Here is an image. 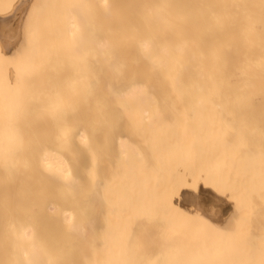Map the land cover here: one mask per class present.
<instances>
[{
    "label": "bare ground",
    "instance_id": "bare-ground-1",
    "mask_svg": "<svg viewBox=\"0 0 264 264\" xmlns=\"http://www.w3.org/2000/svg\"><path fill=\"white\" fill-rule=\"evenodd\" d=\"M7 1L9 0H2L5 4ZM38 1L39 0H31V3L35 4ZM44 6H40L38 9L44 10L42 9L45 8ZM48 8L49 5L47 9ZM77 11H81L82 25L84 28L89 25L90 33L88 31V35L82 31V36L80 34L81 37H76V40H79L77 44L81 42L79 46L76 45V48H74L76 44V42H74L75 40L72 41L73 43L70 42L71 45L73 44V47L71 46L72 50L67 49L70 43H67L68 47L66 43L63 45L65 47H63L64 50L67 49V52L71 51V56H73L74 53L78 56V52L80 56L74 58L76 59L73 68L74 72H72V74L69 73L72 76L71 85L69 84L70 80H68L69 74H67V72L66 75L62 74L61 76L65 75L62 77L64 81L62 79L63 83H59V89L58 91L55 90V94L52 90L57 89V84L52 85L51 89H48L49 92H47L48 86H46V84H49L48 82L50 81L48 80L53 76L52 72L48 69L57 66V62L61 60L60 57L58 58L59 54H63L64 56V53L57 52L59 49L58 46L63 43L61 42V44H59V41H61L60 38L64 33L62 35L60 34L58 43L54 40L56 41L55 45L58 49L52 50L54 56L51 57L53 59H51V57L47 58L50 59V61H54L57 58L56 62L54 61L55 64L54 62L46 61V56H49L50 50L54 47L52 46L53 44L49 45L50 49L47 53L45 50L43 51L47 55L44 56L42 61L40 60L41 63L43 60L47 63L44 62L41 64L38 60L40 59L38 56H40L42 52L40 48L43 47V45L48 47L47 44L53 42L47 41L45 45V41H43L45 36L43 38L39 36V40L42 38V41H38V45L36 44V46H39L37 47L39 50H36V46H31L30 49L27 50V48H29L27 45H29L28 42L30 40L23 36L18 39V42L15 40L12 44L7 43L10 38H5L4 44L0 45V59H4L7 51L15 43V47L20 49L25 41L28 40L27 44H25L27 46V51L25 53L28 55L29 51L30 56L28 55V57H26V55L23 59L24 61H22L25 63V66L26 64H29L28 66L34 64L32 66L33 69L28 66L25 68L20 67L19 69L13 67L12 61L9 60L8 62L5 61L0 68V184L9 185L12 183L14 178L13 169H16V174L25 177L27 183L31 182L34 184V189H32L34 197L33 200L30 198L27 199V208L30 212L34 213V215L41 216L42 237L47 238V247L48 244H50V249L49 247H45L43 255L45 257L46 254L47 258L49 257L54 264H60L59 258L64 253L67 254V259L65 260L67 264H79L80 262H83L82 264H92V258L99 256L92 252L94 243L101 238L106 236L109 237L111 234L115 236L114 234H116V232L109 234V226L115 227L118 222L115 220L111 224L110 221L108 222L109 219L107 220V217L106 220H104V215L103 218L101 216L102 210H99L100 201L105 202V196H111L114 191L113 188V191L108 195L109 189L107 188H109V186L107 183H109L108 178L111 174L110 168L112 167V163H110L112 161V156L110 153L114 151L118 152V156L120 155L121 157L120 161L122 159V164L125 162L123 166L120 164V167L122 166L120 170V181L123 183H128L129 181L127 180L129 179L135 180L137 178L138 180L139 177L141 179V176L143 177L151 170L150 168V170L147 171V167L145 168L143 166L145 169L141 167V169L146 170L143 175L142 172H139L140 170L138 171V169H136L137 165L134 166V163L138 164L137 160L141 162L142 156H140L141 154L137 144L130 140L127 135H124V133H137V131H139L137 126L141 124H148L149 127L152 128L155 124V122L154 124L152 122L154 118L158 119L157 121L159 124H162L166 118H180V121L182 118H195L196 120L251 118L258 120L251 123L252 128H258L260 131L264 130V123L260 122V120H264V0H83L78 10L70 11L71 14H68L70 17L68 16L67 33L73 32L76 29L77 19L75 14ZM18 14L19 12H11L3 17V22L9 32L13 33L18 30L20 26V22L18 24ZM39 21L42 22V19ZM84 28L83 30H86V28ZM32 38L31 41L34 40V42L29 43L35 45L34 38H38V36L35 35V37ZM52 39L53 37L49 40ZM44 40H46V38ZM40 43L41 45H39ZM35 51H40V53H36ZM36 56L39 61L38 64H48V66L50 64V67L47 69V72L49 71L50 74L45 72L46 77L44 71L48 66L46 65V67L44 65L45 68H41L40 65L35 64L37 63L34 61V57ZM36 66H38V69H36ZM78 67H80V73L77 76L76 72ZM30 71H32V73ZM32 74L36 76L34 80H32L34 77ZM48 75L51 78H49ZM28 77H31V80L28 79ZM44 78H46L45 81L48 78V82L46 81L47 83H44ZM27 79L30 80V82H36V79L37 83L27 84ZM30 82L28 81V83ZM53 84H55V82ZM48 88H50V86ZM143 119L145 120L142 121ZM147 119L148 121L146 122ZM182 124L177 126V132L182 136V139H180L181 137L178 136V133H175L177 138H179V142L172 146V151L176 153V157L181 160L179 164H184V162L188 160L186 157H188V154L191 155L192 149L190 150V148L192 144L199 140L198 134L195 137H192L191 134L190 136H187V134L183 135L180 131H184L185 128L183 126L185 125L182 126ZM148 125L145 127H148ZM166 125L163 129H159L160 131L158 132L160 134H164L165 130H167ZM204 125L209 127L208 130L206 129L207 132H210L212 129L211 126L213 127L214 125L216 127L214 123H206ZM179 126H181V128ZM117 131H122V134L116 133ZM114 133L116 136L110 139V136ZM186 136L192 138L185 139ZM227 137L229 136L227 135ZM211 139L213 140V138ZM110 140L113 142H110ZM208 140L210 141V139ZM200 143L202 144V142ZM211 143H214V141ZM243 148L245 149V147ZM169 150L170 148L166 147L160 148L157 163L152 168L156 176L160 175L166 168L169 169L171 167L167 162ZM215 152L214 149V153ZM173 155L174 154H172V156ZM131 157L133 162L131 161L132 159L130 160ZM184 158L186 160H184ZM261 158L264 159L263 156ZM197 160L199 159H196V162ZM190 161L192 162V160ZM116 162L117 161H115V163ZM187 162L189 163V165L187 164L188 166H186L187 168L184 169L183 167L185 166H181V172L179 171L181 174L178 175L179 173L177 171L175 174V176L182 175L180 180L176 181L179 183L177 185L176 199H173V197L168 198L164 193H161L162 195H158L155 200L153 198L154 195L152 196V193L150 194L148 192V194H145L148 196L150 194V196L147 197L143 195L142 199L146 200L148 198L149 200L152 196L151 198L153 199L151 200L155 202L158 201L155 204L156 206L158 203L161 205L159 211L162 212V216L163 214L165 216L161 219L162 225L177 224L175 226L183 227L182 225L191 223L195 228L202 230L200 233L203 232V230L206 232L209 231V233H213L215 237L205 233L208 235L204 239H200L199 236L204 232L201 235L198 232L199 235L195 237V240L197 238L200 240L198 244L199 241H193V236L196 235L197 232L193 235L194 232L191 234V231H189L191 229L187 228L190 235H193L191 237V242L188 241L187 243L188 237L190 236L186 229L187 226H184L186 229L184 234L187 233V235H189L186 238V235L182 237L181 234L183 232L179 234L178 231H174L176 233H174L176 235L174 236L172 230L171 232L169 231V235H164V233L160 232L162 233L161 236L160 234L159 236H154L152 233H154L155 229H150L151 226L149 230H147L149 226L147 225V228L143 227L147 232L144 231V238L141 237V240L143 238L141 241L142 246L145 245L148 247L150 246L149 244L152 243V247L154 244L155 247H159L158 249H163V245L167 244L168 247L164 248L168 249L165 252L166 254L173 255L171 249H175L174 257L179 259L182 257L184 259L186 257L185 255L190 252L187 250L189 247L193 250L195 248L198 249L204 242V245L207 246L202 247L206 249H200L199 247V251L197 250L193 253L196 255L197 252H200L197 253V257L198 254L200 257L206 253L208 254V251L211 252L212 249H215L213 253L218 252L215 248L217 246L219 254L217 253L216 255H221V253L224 254V252L226 254L227 252L224 250L229 252V244L230 246H236V243H239L238 241L235 242L238 237L232 241L235 235H232L233 237L230 236L232 233L230 229L234 230L233 233L235 232V234L238 232L236 231L238 228L241 229L240 226L237 228L235 227L236 230L233 228L239 220L238 217L241 216L242 218L243 214L240 215L243 209L242 203L239 202V197L237 194L235 195L234 191L232 192L234 194L229 193L231 190L228 192L231 196L228 194L226 200L220 196V194L223 195L227 192L226 190L228 189L222 194V191H224L226 187L223 190H221L222 187H220V191H218V187L216 188L214 183L211 185L214 187L209 186L212 183L207 184L209 182L208 179L214 173L213 168L210 169L207 167L205 169L204 165L203 167L198 166L196 168L197 164L195 165L194 162H192V165L189 160ZM218 162L219 161H217L216 165L221 166ZM207 166L212 165L208 164ZM179 168L180 166H178V169ZM182 168L184 170H182ZM172 169H174V167ZM186 169L187 171H185ZM232 170H230V174H232ZM216 171H218V169ZM182 172L184 173L182 174ZM254 175L257 177L256 183L252 186L250 185L248 189L250 193L253 192L252 194L260 197L264 194V171L255 172ZM150 179L152 181V178ZM113 180L117 181V178ZM151 181H145L146 184L148 183L145 185L146 188H152ZM149 182L151 183L150 185ZM188 182L189 185L187 184ZM190 184H192L193 189H190ZM162 185H164V182ZM136 186L138 188L137 183ZM142 186L140 188H142ZM245 187L241 189L243 194L246 190ZM156 188L160 189L162 186ZM129 190L132 192L130 188ZM134 191L136 192V189H134ZM148 191L151 192L150 189ZM135 192L134 194H136ZM113 195L111 197H113ZM131 195L135 197L133 193ZM138 196L141 197L140 193ZM228 196H230V199ZM115 197L116 196L113 198ZM124 197L123 193L121 197L118 198V201L119 199L124 201ZM133 197L131 199L132 201L136 199L137 196L135 198ZM148 200L147 202L149 203H145L146 201L144 202L141 200L145 205L143 203L137 205V207L134 208L135 210L131 208V210H134L131 214L134 215L135 211L141 212L142 210L145 211V209L149 212V208L152 210L153 206L150 207L152 205H150L151 200ZM106 203L107 206L111 207L113 201L107 199ZM137 203L140 204L138 201ZM135 206L136 205H134V207ZM161 208L169 210V213H163L164 210H160ZM110 209L113 208H109L108 210ZM113 210L121 213L117 208ZM116 211L112 213L117 214ZM108 213L109 212H104L103 214L108 216ZM156 213L159 215L158 212ZM127 214L125 213V215ZM142 216H144V214L140 217ZM114 217L116 218V216ZM174 217L176 220L172 222L173 219H175ZM116 219L118 220V218ZM120 219L122 224H125L123 222L124 219ZM110 220L113 219L110 218ZM140 220L141 218L139 221ZM261 221H263V219ZM126 223L128 222L126 221ZM127 228L130 229L129 227ZM210 228L211 231L209 230ZM125 229L126 228H124L122 234H126L125 231L128 232V229ZM102 230H104L103 233L98 232ZM150 230L151 234H148ZM96 231L99 233L98 235H95ZM180 231L179 229V232ZM224 231L230 233H228L230 240L232 237V240L229 241L232 244L227 242L228 246L225 245V241H228L229 238H224L221 235ZM157 233L158 232H155V234ZM166 233L167 232H165V234ZM24 234H28L27 229H24ZM147 234L151 237L153 236V242L156 241L154 238H157L156 243L161 241L162 243L159 242L161 246H156V243L152 241L150 243L146 238ZM126 235H124V237ZM242 235L241 237H243ZM140 236L138 235L139 239ZM208 236L211 237L210 241H208ZM165 237L166 239H164ZM219 237L222 241L224 240V244H222ZM225 237H227V235H225ZM118 238L120 239V236L116 239ZM125 238L121 237V239ZM148 238L152 240L149 236ZM179 238L183 240V243L187 244L186 246L189 244L191 245L192 242H196L199 246L193 243V247L188 246L186 248L182 241L178 240ZM213 238L214 240L212 241ZM110 240L108 243L106 242V245L110 246L109 243H112ZM120 240H115L116 244L114 247H116L117 241ZM169 240L171 244L174 242L178 244L179 247L177 250L174 245L175 243L173 244V248ZM177 240L180 242L181 246L183 245V247H185H182L183 251L186 250L185 253L181 254L182 250H180L181 248ZM184 240L186 241L184 242ZM201 240H203V242ZM220 242L221 244L219 245ZM125 243L126 240H123V244L126 246L127 244ZM159 243L157 244L159 245ZM208 245L214 247L210 249L211 247L209 248ZM117 246L118 248H114L115 250L113 249V244L112 247L108 248H110V251L115 252L116 250H120L119 245ZM238 246L241 247V245L235 247L238 249L229 247L233 249L235 253L231 252V254L227 253L226 255L229 254L231 256L233 253L235 255H232V258H234L238 254L242 257L243 253V256H245L244 251L240 250L238 253L237 250L241 249ZM219 247L222 249L225 248L223 250L224 252H222ZM104 248L103 246L102 249L105 250ZM140 248H137V250ZM178 249L181 255L178 253ZM122 250H124V248L122 249L121 247V251ZM193 250H191V252H193ZM110 251L106 252L111 253ZM163 251L164 250H162V253ZM106 252L104 251L103 253L107 255ZM114 252L111 254H114ZM123 252L126 256V251ZM191 252L189 254H192ZM96 253H98L97 250ZM101 253L99 252L98 254ZM116 253L118 254L121 252L116 251V257L114 255H112V257H120L121 260H123L121 257L122 255L117 256ZM213 253L208 254V258L216 256ZM149 254L151 255V253ZM223 254L222 258L221 256L219 257L221 259L225 257V261L227 260L226 262L228 264H237L238 260H240L239 258H241L240 256L239 258L238 256L235 257L237 260L234 261V263L233 260L235 259H232L228 255L227 257H229L228 259L230 260L228 261L225 254ZM182 255H184V257ZM192 255H190L191 258L189 257V259H194V262H196L197 258ZM200 257H198V259ZM219 257L216 256L214 258L215 261L216 258L220 260ZM245 258L242 257V259ZM209 259L207 264H209ZM95 260L98 261L97 258H95ZM205 260L207 259L202 261ZM211 260L212 259H210V261ZM213 260L210 262L211 264ZM117 262L118 261H116V264L120 263ZM121 262L128 263L129 261L126 259V261L123 260ZM216 262L225 264L222 263V260ZM216 262L213 264H217ZM242 264H244V261Z\"/></svg>",
    "mask_w": 264,
    "mask_h": 264
},
{
    "label": "rangeland",
    "instance_id": "rangeland-1",
    "mask_svg": "<svg viewBox=\"0 0 264 264\" xmlns=\"http://www.w3.org/2000/svg\"><path fill=\"white\" fill-rule=\"evenodd\" d=\"M39 1L37 3H35V4H32L31 0H9L5 4V3L2 2V0H0V45L4 44V39L5 38L6 39L10 38L7 43L12 44L13 41H15V40L18 42V39H20L21 36H23L25 38H29V40H30L29 42L31 43V42H34V40L31 41V39H33L32 37H35V35L38 36V38H34L35 39V45H31L28 42V40H27V41H25L24 45L20 49L15 47L16 43L12 47H10V49L7 51L8 54L6 53L5 58L4 59H0V68L3 66L2 64H4L5 61L8 62L9 60L12 61V64H13L12 66L15 67V68H19L20 69V67L21 68H23V67L25 68L26 66H28L29 64L28 65L26 64V66H25V63L23 62L24 61L23 59L27 55V53H25V52L28 49H30L31 46H36V44L38 45V41L39 42L42 41L41 39L45 36L44 39L46 38V40L43 39V41H45V43H44L45 45H46L47 41H49V42L53 41V42H50V44L48 43L47 44L48 47H45L43 45V43H42L43 47L40 46L41 47L40 51H42V52H41L40 56H38L40 58V59H38L39 61L40 60L42 61V59H44V56L47 55L46 53L50 49L49 45H52V44H53L52 46H54L55 48L54 47L52 48V46H51V48H52L50 50L51 51L50 52L51 55L49 53L48 54L49 56L48 57L46 56V59L51 57V56L53 57L54 53H53L52 50H55V49L57 50L58 47H59L58 50H60L61 48L62 49L60 51L57 50V52L58 53H64V56H63V54L62 55L59 54L58 58L60 57L61 60L58 59L59 63L57 62V66H53L51 68L52 70L48 69L50 67V64H49V66H48V64H44L45 66L46 65L48 66V67L46 66L47 68L44 71V75H45V72H47V69H48L50 72H52V75H53V76L51 75L52 78L54 77L52 79L48 75V77L51 78L52 80L51 79L48 80V78H47V80L50 81V82H48L46 80L49 83V84H46V86H48V87L50 86V88L47 87V92H49L48 89L50 90L52 85H56L57 84V86H58V87H56L57 89L52 90L53 93L55 94L56 91H58V89H59V85H60L59 83H61V84L63 83L64 79L62 77H64L66 75V72H67V74H69V73L72 74V72H74L73 68H74L75 63H76V59H74V58L75 57L77 58V57L80 56L79 52H78L79 54L77 53L78 56H76V53H74L75 54V55L73 54L74 57L71 56L72 55V53H70L71 51L67 52V49H71L72 50V47H73L72 46L73 44L71 45L70 42L75 40L74 42H76V44L74 43L75 44L74 48H76V45L79 46L81 44V42H80V44H77V43H79V42H77L79 40H76V39L78 37L82 36V31L85 32V34L89 35V33H90L89 25H87L85 27L86 30H83L84 26L82 25V21H81V11H77L76 14H75L76 19H77V26L75 27L76 28L75 31L70 32V33L66 32V30L68 28V19L70 17L68 14H71L70 11L78 10L81 7V4H82L83 0H39ZM48 5H49V8L47 9ZM40 6H44L45 8H42V7L41 8L44 9L45 11L41 10V9L39 10L38 8H40ZM11 12L12 13L19 12V14H18L19 15L18 24L20 22V26L18 27V30L16 32H13V33L9 32V30L6 28V26H5L4 22H3V17L6 14L11 13ZM40 14H41V16H40ZM38 18H40V19H38ZM41 19H42V22L39 21ZM36 20L38 21V23H37ZM39 23H40V25H39ZM37 25H39V26H37ZM82 26H83V28H82ZM35 30H36V34H35ZM88 31H89V33H88ZM60 34L61 35L63 34V36H61V38H63V39L60 38ZM80 34H81V36H80ZM39 36L42 37L40 40H39V38H40ZM47 36H51V37H53V39L49 40V39H51V37H47ZM58 38H60V40H61V41H59V44H61V42H63L64 44L62 43L60 46H58V44H57L58 47L56 48L55 44H56V41L58 43ZM36 40H37V42H36ZM54 40H56V41H54ZM27 42L29 44V45H27V46H29V48H27V46L25 45V44H27ZM65 43H66V46L70 43V45H69L70 48L67 46L68 48L64 50L63 49V47H64L63 45H65ZM39 45H41V43ZM37 47H39V46L35 47L36 50H39V49H37ZM26 48H27V50H26ZM32 49L34 50L33 47H32ZM44 50H45L46 53L43 52ZM40 51H38V52L35 51V52L36 53H40ZM61 51H63V52H61ZM28 55H29V51H28ZM28 55L26 57H28ZM52 57H51V59H53ZM34 58H35V60L34 59L33 60L37 62L35 64L40 65L41 68L44 67V65H41L42 63H44V62L47 63L46 61H48V62H54L55 61L56 62V60H57V58L54 61H50V59H47L46 61L43 60L42 63L40 61L41 64H38L39 61L37 60V56L34 57ZM29 61H30V59H29ZM26 62H27V60H26ZM55 62H54V64H55ZM31 65L33 66L34 64H31ZM32 66H28V67L32 68ZM37 67L38 66H36V69H38ZM49 71L47 72V74H50ZM30 72L32 73V71H30ZM76 73H77L76 75L78 76V74L80 73V67H78ZM27 74L31 75L29 73H27ZM34 74H32V75H34ZM62 74H65V75L61 76ZM70 74L68 75V80H70L69 84L71 85L72 76ZM31 77H33V76H31ZM31 77L30 78L28 77V79L31 80ZM45 77H46V75H45ZM34 78H36L35 75H34L32 80H34ZM28 79L26 81L27 84H31V83L32 84H36L37 83L36 79H35L36 82H33V81L30 82V80H28ZM45 79L46 78H44V83H47L45 81ZM62 79H63V81H62ZM28 81L30 83H28ZM51 81H54L55 84H53L54 82H51ZM60 81H62V82H60ZM150 119H153V118H150ZM144 120L145 119H143L142 121H144ZM157 120H158L157 118H154L152 120L153 124H154V122L156 124V125L152 124L153 125L152 128H150L148 124H141L140 126H137V128L139 129V131H137V133L136 132L132 133V134H125L124 133V135H127L130 138V140L134 141L137 144V146H138V148L140 150V154H141L140 156H142V161L140 162V161L137 160L138 164L134 163V166L137 165L136 169H138V171L140 170L139 172H142L143 175H144L146 170L149 171L150 168H151V170L147 174H145L143 177L139 173V175L141 176V179H140V177L138 178L139 183H138L137 178L135 179L136 181L134 179L127 180V181H129L128 183L127 182L123 183L122 181H120L121 180L120 179V176H121L120 175V173H121L120 170L122 169V166L124 165L125 162L123 161L124 163L122 164V159L120 161L121 157H120V155L118 156V152L114 151V152L110 153L111 156H112V158H111L112 161L110 162V163H112V167L110 168L111 174L109 175V178H108V176H107V178L109 179V183L111 185L109 183H107L108 186H109V188H107V189H109V191H108L109 194L108 195H110V192H112L114 190L112 192V195L114 194L113 197L114 196H116V197L113 198V197H111L112 195L109 196L111 198H109L108 196H105L106 200L108 199V200L113 201V204L111 205V207H109V206H107L106 200H105V202L100 201V204H99L100 205V209L99 210H102L101 211V213H102L101 216L103 218V215H104V220H106V217H107V220L109 219L108 222L110 221L111 224L115 220L118 222V224H116L115 227H110L109 226V234L116 232V234H114L115 236H113V234H111V235H109V237L106 236L104 238H101L100 240H97L94 243V245H93L94 249L92 248V250H93L92 252L95 255H99L100 257L99 256L98 257L95 256L94 258L91 257L92 258V261H91L92 264L93 263H95V264H97V263L98 264H116V261H118L117 263L120 262L119 264H202V263L203 264H207L209 258L212 259V260L216 256H218V257L221 256V258H222V254L223 253H221V255H216L217 253L219 254V250L217 249L218 246L215 247L216 251H218V252L213 253L215 251V249H212L214 246H209L208 245L209 248L211 247L210 249H212L211 252L208 251V254L213 253L216 256H214V257L212 256V258L211 257L208 258L209 255L204 251L206 253L205 254L206 256L202 255L203 256V258H202V256L200 257V255L198 254V257H200L198 259V257L196 255H197V253H200V252H197L196 255L193 254V253L196 252L197 250L199 251V247H200V249H204L205 250L206 248H203V247L207 246V245H204L203 240H201L203 242V245L199 246L198 245L200 243L199 238L200 239H204L211 232L209 233V231L206 232V231L203 230L204 233L203 232L200 233V231H202V230L199 229V228L198 229L195 228L194 226L191 225V223H187L188 225H182L183 227L179 226L180 228L178 226H175L177 224L162 225L161 224V219H163L164 214L162 216V214H161L162 212L159 211V208L161 207V205L158 203L157 206H156L155 203H157L158 201L155 202L154 200H151L153 198L155 199L156 197H158V195L159 196L162 195L163 193L166 196H168V198H172L173 197V199H176V196H177V192H176L177 191V185L179 184L176 181L177 180L179 181L180 178L182 177V175L178 176V175L181 174V173H179V171L181 172V166L182 167L185 166V167H183L184 169L187 168L186 166L189 165V163L187 162L188 160H189V162L191 164H192V162H194L195 165L197 164L196 168L198 166L203 167V165H204L205 169L207 167H209L210 169L213 168V172L214 173L208 179L209 182L207 184L212 183V184L209 185V186H211L214 183L216 188L218 187L217 188L218 191H220L219 190L220 187H222L221 190H223L226 187L224 189V191H222V194H223V192H225L226 189H228V190H226L227 192H225L223 195H221L220 194L221 192H220L219 193L220 196L227 200V195L229 193H231V194L235 193V195L237 194V196L239 197V202L242 203V207H243L242 211L243 212L242 211H241L242 213L240 212V215L243 214L242 218L239 215L240 216V217H238L239 220L237 221V223L235 224V226L233 228V229H235V227L236 228L239 227V226L241 227V229L240 228H238L237 230L235 229L236 231L239 232V233L237 232L239 235L237 233H236L237 234L236 235L235 232L233 233L234 230L230 229L232 231V233L229 230L230 233H231L230 236H232V235L234 236L235 235L234 237L232 236L233 240H232V237H231L232 241H234V239H236L237 237H238L237 239H240V240H237V239L235 240V242L236 241L239 242V243H236V246L237 245H241V247L238 246V247L241 248V249L237 250L238 253H239L240 250L244 251L245 252V256H246V258H245V256H243L244 254L241 252L242 253V257L245 258V259H242V257L239 254L237 255V253H236L238 258H239V256L241 257V258H239L240 260H238L237 264L238 263L242 264L243 261H244V264L245 263L246 264H263L264 263V260H263L264 256H262V255H264V251H263L264 250L263 249V247H264V223H263V221H264V218H263L264 217V207H263L264 206V194L262 196H260V197H257L256 195L252 194L253 192L250 193V190L248 189V187L250 185L252 186L254 183H256L257 177H256V175H254L255 172L264 171V159L261 158L262 156L264 157V147H263L264 146V134H263L264 130L260 131L258 128H254V127L252 128L251 127L252 126L251 123H253L255 121H258V120L257 119H251V118H235V119H228V120L207 119L208 120L207 121L206 119H197L196 120L195 118H182L183 121L182 120L180 121V118H177V119L176 118H171V119L170 118H166V119H164V122L162 124H159ZM147 121H148V119L146 120V122ZM193 121H195V122H193ZM260 122L264 123V120H260ZM206 123H214L216 125V127L214 125H213V127L211 126L212 129L210 130V132H207L209 127L204 125ZM223 123H224V125H223ZM181 124H182V126L185 125V126H183L185 129H184V131H180V130H178V131L182 132L183 135L187 134V136H190V134H191L192 137H195L198 134L197 136L199 138V140H197L196 143L192 144L190 150L192 149L193 153L191 152L190 153L191 155L188 154V157H186L188 160H186L184 158V160H186V162H184L185 165L183 163H180L181 165L179 164V162L181 160L178 157H176V155H175L176 153H174L172 151V149H173L172 146L176 145L179 142V138H177V135L175 133H178V136L181 137L180 139H182V136L179 134V132H177V128H178L177 126L181 125ZM233 124H235V125H233ZM146 125H148V127H145ZM165 125H166V129L167 130H165L164 134H160L158 132V131H160L159 129H163ZM179 127L181 128V126H179ZM183 127H182V129H183ZM248 127H250V128H248ZM230 128H232V129H230ZM193 131H195V132H193ZM116 133H121L122 134V131L121 132L117 131ZM227 135L229 137H227ZM115 136H116L115 133L112 134L110 136V139H113ZM187 136H186L185 139H189V138L191 139L192 138V137H187ZM211 138H213V140ZM208 139H210V141ZM111 141L112 140H110V142ZM213 141H214V143H211ZM200 142H202V144ZM161 147L170 148L169 152H171V153L168 152L169 156H168L167 162H168V164L171 167L169 169L166 168L160 175L156 176V173L154 172V170H152V168L157 163L158 156H159V153H160L159 151H160ZM243 147H245V149ZM211 148H213V149H211ZM214 149L216 151L215 153H214ZM115 150H117V149H115ZM201 151H203V152H201ZM208 151H209V153H208ZM172 154H174L175 156L174 155L172 156ZM204 154H206V155H204ZM189 156H190V158H189ZM200 158H201V160H200ZM215 158H217V159H215ZM131 159H132V157L130 158V160ZM196 159H199V160H197V162H196ZM134 160H136V159H134ZM190 160H192V162ZM115 161H117L116 162L117 164L115 163ZM131 161L133 162V159ZM217 161H219L218 163L221 164L223 169H222L221 166L216 165ZM139 162H140V164H139ZM120 164L122 165L121 167H120ZM191 164H190V166H191ZM208 164H211L212 166H207ZM177 165L180 166V168H179L180 170L178 169ZM118 166H119V168H118ZM143 166L145 168L147 167V169L144 170L145 168ZM141 167L144 168V169H141ZM173 167H174V169H172ZM175 167H176V170H175ZM183 168H182V170H184ZM190 169H192V168H190ZM215 169L216 170L218 169V171L219 170L220 171L218 172ZM230 170H232L231 171L232 174L229 173ZM176 171L179 173L177 176H175V174L177 173ZM185 171H187V169ZM12 172L14 174V178H13L12 183L9 184V185L0 184V264H54L53 261H51L49 259V257L47 258L46 254H45V257L43 255V250H45V247L46 248L49 247V249H50V244H48V247H47L46 246L47 238H43L42 237L41 216L34 215V213L30 212V210L27 208V199L30 198L31 200H33V197H34L33 190H32V189H34V186H33L34 184L31 183V182L27 183V180H26L25 177H23V176H21L19 174H16V169H13ZM215 172H218V173H215ZM241 172H243V173H241ZM183 173L184 172H182V174ZM218 174H221V175H218ZM114 178H117V181H115L116 179L113 180ZM150 178H152V181H151ZM145 181L146 182L151 181L152 184L149 182V185L151 184L152 188L149 187V186H148L149 188H146L145 185H147L148 183L146 184ZM163 182H164V185H162ZM136 183L138 185V188L136 186ZM28 184H30V185H28ZM139 184H140V186H139ZM142 184H143V186H142ZM187 184L189 185V182ZM158 185L162 186V188H160L161 190L159 188H156V187H160ZM134 186H135V188H134ZM141 186H142V188H140ZM190 186H191L190 189H193L192 184H190ZM211 187H214V186H211ZM243 187L246 188L244 194L241 191V189ZM129 188L131 189L132 192H130ZM134 189H136V192L134 191ZM149 189L151 190V192L148 191ZM157 189H159L160 191L157 190ZM156 190L159 191V192H157ZM188 190H189V188H188ZM230 190H231V192H229ZM152 191H154V192H152ZM218 191H216V192H218ZM233 191H234V193H232ZM239 191H240V193H239ZM128 192H130V193H128ZM134 192L136 194H134ZM138 192L140 193L141 197L138 196L139 195ZM147 192L150 193V194L152 193V196L153 195L154 196L156 195V196L155 197L153 196V198H151L152 197L151 196L150 199L148 200L147 197H149L150 194H149V196L146 195L145 193H147ZM106 193H105V195H106ZM123 193H124V196H125L124 197L125 200L124 201L122 200L123 201L122 202L121 199H119V201H118V198H120ZM132 193H133V195H135V197L137 196L139 198L136 197V199H133V201H132L131 200L132 197H133L131 195ZM117 194H118V196H117ZM231 194H229V195L231 196ZM143 195L147 196L146 200L142 199ZM230 196H228L229 199H230ZM135 197H133V198H135ZM256 198H259V199H262V200H259V199H256ZM140 199L142 201H144V202L146 201L145 203H149V202H147V200L148 201L151 200L150 205L151 204L152 205L150 207L153 206V209L150 210L151 208H149V212H148V210L146 211V209H145V211L142 210L141 212L135 211L134 215L131 214L135 210L134 208H136L137 205H141L143 203ZM115 201H118V202H115ZM129 201H130V204H129ZM137 201L140 202V204H138ZM131 203H132V205H131ZM145 203H143V204L145 205ZM133 204L136 205V206L134 207ZM104 205H106L107 207L104 206ZM261 207L263 208V210H262ZM109 208H113V209L117 208L119 210V212H121V213H118L116 210H113V209L108 210ZM129 208H130V210H129ZM131 208L134 209V210H131ZM160 210H162V211L164 210L163 213H167V214L169 213V210H167V209H166L167 211L165 209H162V208ZM115 211L117 212V214L112 213V212H115ZM104 212H109L110 214L111 213L112 214L110 215L108 213V216H109L108 217L107 215L103 214ZM146 212H147V214H146ZM156 212H158L159 215ZM125 213L126 214L129 213V214L125 215ZM143 214H144V216L140 217ZM112 215L116 216V218H118V220ZM259 217H260L261 220L263 219V221H261L259 219ZM110 218H112L113 220H110ZM120 218L124 219V220L123 219L122 220L127 226L125 224H122V221H121ZM140 218H141V220L139 221ZM125 220L128 223H126ZM174 220H176V218L173 219L172 222H174ZM239 222H240V224H239ZM120 225H121V228H120ZM147 225H149L148 228H147ZM151 226L154 227V228H152ZM184 226H187L186 229L187 228L191 229L189 231H191V234L194 232L193 235L197 232L196 235H194V236L192 235L193 238H194V239L193 238L192 239H193V241H196V242L199 241V242H198V244L196 242L195 243L192 242V244L194 243V244H196V246H199L198 249L195 248V246H194V248H195L194 250L192 248L190 249V247L187 249L190 252H191V250H193V252H191V253L194 255V257L197 258L196 262H194L193 257H192L193 260L189 259V257L191 258L190 255H192V254H189L190 252L187 255L184 254L186 256L185 258H187V259H185V258L183 259L181 256L180 257L182 259L181 258L179 259L177 257H176L177 258L176 259L174 257L175 256V253H174L175 249H171L172 248L171 246H170L171 247L170 249H171V252L173 251V255L166 254L165 252L168 249H164V248L168 247L167 244L163 245L164 246L163 249H158L159 247L157 248L153 244V247H155V248H153L151 246V244H152L151 241L152 242L154 241L153 240V236L151 237L150 235H148V234H151V230H150V232L148 231L149 233L146 235V238L151 243V244H149L151 247L148 246L147 244L146 245L148 247H146L144 245V243H143L144 246H142L141 241L144 238L143 237V232L144 231L147 232V230H149V227H151L150 229H153V230L155 229L156 230V231L154 230V233H152V235H154V236H159V234L161 236L162 233H164V235H169V231L171 232V230H172L173 234L176 231H178L179 234H181L183 232L181 234L182 237L183 236L185 237V235H186V238H187V236L190 235V232L187 229V232H189V235H187V233L184 234L185 231H186ZM188 226H190V227H188ZM242 226H244V227H242ZM127 227H129L130 229H128ZM143 227L144 228L146 227L147 230L144 229ZM191 227H193L194 229L191 228ZM245 227H246V229H245ZM124 228H126L125 230L128 229V232L125 231L127 235L125 233L122 234L123 231H124ZM206 228H209V227H206ZM24 229L28 230V234L27 235L24 234ZM179 229L181 230L180 232H179ZM197 230H199V231H197ZM209 230L211 231V228ZM103 231L104 230L98 231V232L103 233ZM111 231H113V232H111ZM244 231H246L247 233L244 232ZM98 232L96 231L95 235H98L99 234ZM155 232H158L157 233L158 235L155 234ZM160 232H162V233H160ZM165 232H167V233L165 234ZM198 232H199L200 235L203 233L202 235L204 237L201 235L202 237L199 236V238H197L195 240V237L199 235ZM225 232L226 231H224L221 235L224 238H229L228 237L229 236L228 235L229 232L227 231L226 234H225ZM205 233H208V234H205ZM240 233H241V235L243 234L242 235L243 237H241ZM175 234H174V236H176ZM223 234L227 235V237H225V235H223ZM124 235H126L125 237H127V238H125ZM138 235L139 236L141 235L140 239H139ZM210 235H213V233L210 234ZM110 236H111V238H110ZM119 236H120V239H121V237L125 238V239H121L122 241L119 238L116 239ZM148 236L152 240H150L148 238ZM192 236L190 235L189 236L190 238L188 237L187 243H188V241L191 242V237ZM141 237H143L142 240H141ZM179 237H180V235H179ZM208 238H209L208 241H210L211 237L208 236ZM224 238H222V239H224ZM114 239L115 240H120V241H117V242L121 243V246H120V243L119 244L117 243V245H119V249H120L119 251L121 252V253H118V254L116 253L117 256L122 255L121 256L122 259L125 260V261L127 259V261H129L128 263L127 262H121L123 260H121L120 257L115 258L116 257L115 256V252L116 251L119 252L118 250H116L115 252L113 251L114 254H111L113 252L110 251V248H108V247H112V244H113V249L116 248V247L118 248L117 245H116V247H114L115 244H116ZM154 239L157 241V238H154ZM164 239H166V237ZM168 239H170V238H168ZM220 239H219V241H220ZM222 239H221V241H222ZM109 240H110V242L112 241V243H109L110 246L106 245L109 242ZM123 240L124 241L126 240L125 244H127V245L129 244L128 246L126 245L127 247L123 244ZM148 240H147V242H148ZM158 240H160V239H158ZM178 240H180V238ZM178 240H177V242H178ZM213 240H214V238L212 239V241ZM231 240L229 238L228 241H225V245H227V242H229ZM144 241H145V239H144ZM156 241L153 242V243H156ZM180 241H182V243H183V240H180ZM185 241L186 240H184V242ZM205 241H207V240H205ZM223 241H222V244H224ZM48 242H49V240H48ZM159 242H161V241H159ZM159 242H157V243H159ZM171 242H172V240H171ZM202 242H201V244H202ZM157 243H156V246H161L160 244L162 242L159 243V245ZM169 243H170V240H169ZM174 243H172V244L170 243V244L173 246ZM178 243L180 245V242H178ZM229 243H231V242H229ZM183 244L185 246L187 245L185 243H183ZM192 244L191 245L189 244L188 246L193 247ZM205 244H208V243H205ZM220 244H221V242L219 243V245ZM233 244H234V242H233ZM246 244H247V246H246ZM43 245H44V247H43ZM174 245L176 246V250H177V248L179 247L178 244L175 243ZM103 246L105 247L104 248L105 250L102 249ZM106 246H107V248H106ZM188 246H186V248ZM232 246H235V245H232ZM232 246H230V244H229V246H228L229 252L227 250H224L225 248L222 249L221 247H219V249L221 248L222 252L226 251L229 254H231V252L235 253V251H233V249L229 248V247H232ZM121 247H122V249L124 248V250L121 251ZM140 247H142V248H140ZM182 247H183V245L182 246L180 245L181 249L179 248L180 250H182L181 254L185 253V251H186V250L183 251ZM235 247H232V248L238 249V248H235ZM245 247H246L247 250L245 249ZM137 248H140V249L137 250ZM173 248H174V246H173ZM183 248H185V247H183ZM66 249H67V247H66ZM179 249H178V251H179ZM96 250L98 251V253L99 252L101 253L102 251L103 252L104 251L105 252L106 251L107 252L110 251L111 253H107L106 252L107 255L105 253H103V252H102L103 254L102 253L98 254V253H96ZM162 250H164L163 253H162ZM123 251H126V256H125V253ZM127 251H128V253H127ZM202 252H203V250H202ZM149 253H151V255ZM178 253L180 254V251ZM233 253H232V255L234 256L235 254H233ZM176 254H177V252H176ZM224 254H225V252H224ZM226 254H225V256L227 257L229 254L228 255H226ZM112 255H114L115 257L114 256L112 257ZM130 255H131V258H130ZM184 255H182V256L184 257ZM232 255L231 256L229 255V257L232 258L233 257ZM176 256H178V255H176ZM237 256H235V257H237ZM261 256H262L263 259L261 258ZM205 257H207V258H205ZM229 257H227V259ZM235 257L232 258V259H235V260H233V262L237 260V258H235ZM95 258H97L98 261L95 260ZM221 258H220V260H222V263L228 264L226 262L227 260L225 261V257H223V259H221ZM59 259H60V264H67V262L65 261L67 259V254L66 253L62 254ZM117 259H120V260H117ZM204 259H207V260L202 261ZM210 259H209V264H211L210 262H212V260L210 261ZM93 260H94V262H93ZM220 260L218 258H216V261H220ZM216 261L214 259L213 263L216 262ZM228 261H230V260L228 259ZM255 261H257V262H255ZM240 262H242V263H240ZM80 263L82 264L83 262H80ZM217 264H219V262Z\"/></svg>",
    "mask_w": 264,
    "mask_h": 264
}]
</instances>
